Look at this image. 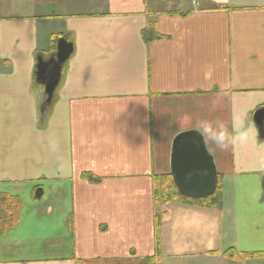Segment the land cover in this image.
Masks as SVG:
<instances>
[{
	"label": "crops",
	"instance_id": "0c3cea01",
	"mask_svg": "<svg viewBox=\"0 0 264 264\" xmlns=\"http://www.w3.org/2000/svg\"><path fill=\"white\" fill-rule=\"evenodd\" d=\"M260 110L264 0H0V195L20 201L0 264H264ZM190 132L221 206L165 205L158 258L156 181Z\"/></svg>",
	"mask_w": 264,
	"mask_h": 264
},
{
	"label": "water",
	"instance_id": "95a60500",
	"mask_svg": "<svg viewBox=\"0 0 264 264\" xmlns=\"http://www.w3.org/2000/svg\"><path fill=\"white\" fill-rule=\"evenodd\" d=\"M73 53V45L65 39L58 42L57 53L48 61L39 60L37 82L46 87L45 103L41 113L51 105L59 86L62 70ZM260 129H264V110L255 115ZM264 132V131H263ZM171 175L178 193L191 200L212 197L218 187V175L213 157L209 154L204 138L197 132L179 136L173 143L171 156ZM41 196V191L37 197Z\"/></svg>",
	"mask_w": 264,
	"mask_h": 264
},
{
	"label": "trees",
	"instance_id": "16d2710c",
	"mask_svg": "<svg viewBox=\"0 0 264 264\" xmlns=\"http://www.w3.org/2000/svg\"><path fill=\"white\" fill-rule=\"evenodd\" d=\"M46 121V119H45ZM92 181H95L91 178ZM159 180H166L171 184V192H174L175 200L188 201L191 205H195L202 208H220L221 206V194L218 189L217 192L210 198L202 200H191L185 197H182L173 182L172 175L162 176ZM169 203L165 201L163 204ZM157 207V203H156ZM20 211V201L18 198L9 197L5 195H0V235L6 233L9 229L14 228L18 222V215ZM160 210L157 207V215L155 220L156 227V238H157V256L159 258L161 252V226L162 219L165 215V212L160 214ZM151 259V261H153Z\"/></svg>",
	"mask_w": 264,
	"mask_h": 264
},
{
	"label": "rangeland",
	"instance_id": "374dc122",
	"mask_svg": "<svg viewBox=\"0 0 264 264\" xmlns=\"http://www.w3.org/2000/svg\"><path fill=\"white\" fill-rule=\"evenodd\" d=\"M177 1H182V0H177ZM43 97V102L41 104V106L45 103L47 97L43 94H41ZM54 99V98H53ZM52 104V103H51ZM51 106V105H50ZM48 107L47 111L45 113H41V107H40V114H41V118H42V124H44L45 119L47 118V114L49 112V108ZM155 198H156V203H157V207L159 208L160 212H164V208H165V201H168L169 203H167L166 205H175V206H180V207H189L191 206V204L188 201H180V200H175V195L174 192H171V184L166 181V180H157L156 181V187H155ZM195 206V205H192ZM160 213V214H161Z\"/></svg>",
	"mask_w": 264,
	"mask_h": 264
}]
</instances>
